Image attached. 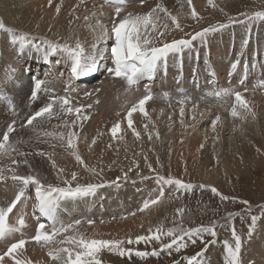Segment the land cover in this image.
<instances>
[{
	"label": "rangeland",
	"instance_id": "1",
	"mask_svg": "<svg viewBox=\"0 0 264 264\" xmlns=\"http://www.w3.org/2000/svg\"><path fill=\"white\" fill-rule=\"evenodd\" d=\"M102 1L103 0H91L89 9H86V11L83 14L82 19H81L83 22L82 24H83L84 28L91 30V33L95 32L97 25H99L100 21L102 22V20H101L102 17H103L102 19H104L106 21V26H104V34H103L105 36H104L103 40L106 39L109 41L107 43L101 44V46L99 48V52L97 53L98 57H97V61H96V66H99V67H101L104 62L110 66L113 64V61L111 59L110 49L114 44L113 38L111 39V36H112L111 30H112L114 24L118 23L120 20H122L125 16H127L131 12H132L131 14L136 15V13H135L136 10L134 11L133 9L134 8H140V7H141V9H143L145 6H147V4L149 5L151 0H145L144 3H141L140 0H138L136 2H132L128 7H126V9L124 8L125 10L123 9L120 11L119 16L116 15V10L110 9L112 11L111 12L109 9H107L108 6H106V9L104 7H102L103 6ZM207 1L208 0H192V6H189L187 3V4H184V7H182V5H179V6L172 8L170 11H171V14L176 16L178 21L181 22V18H183V17L178 16V15H180V13H182L184 11H186V12L191 11L192 12V8L194 7L195 10H197L198 17H199V15L201 14L199 11V9H200L199 3L202 4V2H207ZM240 3H241V5H239ZM252 3L253 4L256 3L255 4L256 8H254V5ZM262 4H264V0L262 2L261 1L257 2V0H240L239 3L232 2V3L228 4V7H225V6L223 7V2L216 0L215 4H214L215 8L213 10V17L217 18L218 22H223V24H228L230 19L240 20L242 22L241 23H232L229 27H226L220 31L210 33L207 36L205 43H201L200 40L193 41L192 50L185 49V51L183 53V56H184L183 61L188 63L189 64L188 66H194L195 68L197 67L199 70H203L204 68L211 69L212 65L215 67H218V66L221 67L222 65H229L228 66L229 68L220 70V72L223 73L222 76L225 77L223 80H226V83H227L228 79H232V78H228L230 76L229 73H231V71L233 73L234 70L237 71V73H235L236 71H234L235 74L233 73V75H232V77H234V78L231 81L232 84H230L231 87H229V88L233 89L234 91H240V89H255V90L259 91L260 94L263 95L264 94V87H261L260 84L262 81H264V31H262V28H264V21L257 20V21H254V22L249 24L246 17L240 15L241 13H249L250 14V13L259 11L258 9H260V8H261V10L263 9L262 11H264V6L262 7ZM157 5L158 4H156V6L152 5L153 6L152 8H156ZM231 7H232V9L234 8L235 11H234V9L233 10L230 9ZM152 8H150L149 10L143 9L142 11H143V13L145 11H147L144 13V14H147L148 12L151 11ZM224 8H226L227 10ZM100 9L103 10L101 12L102 14L98 12V11H100ZM70 10L71 9H69L68 12H70ZM0 11H1V7H0ZM96 13H97V16L95 19H93V17H90V15L91 16L96 15ZM159 15H160V13H159ZM229 17H231V18H229ZM161 18H162V16H161ZM162 19H164V18H162ZM194 21H197V20H194ZM169 25H170V27H169L168 32H172V31L177 32L176 30L179 31V29H176L172 24H169ZM212 25H210V26H212ZM23 27L21 26L20 28H23ZM245 30H246V32H245ZM240 31H244V34L240 33L241 36H239V38L234 40L233 34H235V35L239 34ZM182 32H184V31H182ZM17 34L18 35L22 34V31H18ZM193 34H195V32L190 34L187 38H190V36ZM220 36H221V38H220ZM2 37H0V55L2 54L0 57L2 60L4 59L3 61H5V62L1 63L0 69L4 73L3 75H5V76H0V93H2V94L4 93V95H6V94L10 95L9 90L7 91L8 84H10V85L13 84L14 87L17 86L16 88H18L19 86H23L25 84L23 78L17 77V75H16L17 71L12 72V70H11L12 68H10V66H13V68H14V62L17 60V58L20 55H23L24 53L36 52V51L35 50L28 51L26 49L21 54L19 52L18 45H13L11 43V38L9 37V35H6L5 38H2ZM33 37L38 38L35 40V43H37V44L41 43L43 40L36 35H34ZM187 38H185V39H187ZM248 38H249V40H248ZM178 39H182V38H178ZM216 40H218V41H216ZM245 40L248 41L247 45L244 44ZM219 41L222 42V44L220 45V46H223L222 49L219 45H217V43ZM207 44L210 46L209 48H211L210 51H204L205 50L204 47ZM2 45L3 46L6 45L7 49H4V51H2V49H3ZM83 48H84L85 54H86V44L83 45ZM107 52H109V53H107ZM196 52H198L197 56H196ZM39 53H41V52H39ZM104 53H107V55L104 58V62L100 63V60L102 58L100 56ZM97 54L95 56H97ZM56 55L57 54L52 55L54 68L48 64H44L41 66L37 65L35 63L33 66H32V64H30L29 67H27V68H29V70L27 71V73L25 72V76H26V78L35 77L34 80L37 78L44 80L45 83L42 87H44L45 91L50 90L53 87V85L56 86L58 84V86L60 88L57 87V91L54 94V98L68 97L71 101V106L73 108H76L75 106L78 107V101L83 102V103L87 102L88 104L92 105V107L90 108L89 111L92 110L93 115L91 113H88L89 111H87L88 118H87V122L85 125L86 128L84 129V133L81 137L82 140L80 141V142H83L85 144H83V146L81 147L82 151L80 153L84 157H86L90 154V155H96V157L99 156V158H105L109 155V152H108L109 147L113 146V144L117 140H120L122 138V136L130 135L133 132L131 130L132 128L130 129L128 127V124L127 125L124 124V125H126V126H124V125H122L123 124L122 122H123L124 118L127 116V114H125V113H128V111L133 106H138L139 100H137V99L141 97V94H138V95L130 94V93H134V92L128 91L127 88H124V86L121 85L122 83L117 84V86H119V87H116L113 84L116 81H114L112 77H110L109 80L106 79L110 73L107 69L106 74H104V75H107V77H105L103 74H101V75L98 74L96 79L94 78L95 80L94 79H93L94 81L92 80V83L97 84L99 86V88L101 86L99 84L106 82V84H107L106 90H104V89L102 90V88H103L102 87L99 89V91L94 92V94H92V95H84L85 94L84 93L85 88L88 87V85L86 83L83 84L84 78L82 79L83 81L81 80V82H82V85H81V82L77 81L78 79L76 77H74L73 74L71 73V68H66V67H64L63 64L60 63V60H61L60 58H62L64 53H60L57 56ZM225 56H227V57H225ZM169 57H168V61H169L168 63L175 65L178 62V66H179V62L181 59V57H179V55H177L175 59L173 58V54H169ZM178 57L180 58L179 61H178ZM194 57L197 58V61H194V63H193ZM246 58L249 59V62L251 64V67L249 66V68L251 70L254 68L255 70H252V71L256 72L257 75L256 74H255L256 76L254 74L252 76L249 75L248 76L249 80H245V81L242 80L245 83H240L241 78H237L236 75L238 74V70L241 71V68L243 67V66H241V64L244 63V60ZM237 60H239V62H240L239 65L237 66L238 69H237V67H235V68L232 67L233 63ZM259 64H261V65H259ZM108 65H107V68H108ZM112 66H114V64ZM172 68H173V70L170 71V73H173L175 71L176 66H172ZM204 72H206V71H204ZM249 72H251V71H249ZM112 76H113V74H112ZM46 79H48V80H46ZM16 80H18V82H16ZM154 80H160V79L159 78L153 79V80L151 79L149 81H154ZM118 81H120V80H118ZM142 81H144V80H142ZM149 81H146L144 83L142 82L143 84L141 83L140 86H141L142 90H140L139 93L143 92V97L145 96V93H146V95L151 93V95L153 97L151 99L152 101H153V99L155 100V99L159 98V99H157V102H155V104H156L155 107L158 108V111H159V108H161L159 111V114L161 115V116L159 115L160 119H159V117L156 118V120H158V122L161 123V126H162L160 133L163 136L169 135V131H170L169 129L172 126L175 128V130L179 136L178 142H176L173 145V147L171 148L170 156L168 155L169 151H167L165 153L160 151L159 153L154 154L155 158H153L152 169H154L155 172H153L149 169V167H148L149 164L148 165L146 163L141 164L140 162H139L140 163L139 164L137 162L138 161L137 159L136 160L134 159L135 160L134 164H133V162H131V163L128 162V164H122V163H115L114 164V163L110 162L109 160H108L109 162L96 163L97 165H94L93 167L95 168V171H96V173L94 174V175H96L94 177V179H98L97 182H94V179H93V181L90 179V177L85 172L84 166L79 164L77 161H76L77 166L73 169H69L68 166L67 167L66 166L60 167L58 165L59 167H57V168L58 169L63 168L64 172L63 173L57 172L56 177L58 176V178H56V177L53 178L52 179L53 181L52 180H45V181H42V183L51 184L53 186L54 185L55 186H65L63 181L65 179L70 181L71 180V174L73 172H75V173H77V179L78 178L79 179L76 181H72L73 186H75L77 183L83 185V184H88L90 182L91 183H104L105 184V186L99 188L96 191L95 195H93V196H89V197L81 198V199H78L75 201H71V204L70 203H64L62 201V208H61L60 213H59L60 219L62 221H64L66 224L67 223H73L76 220H80L82 226H84V227L89 228V226L94 225L96 227L104 228L105 226L102 227L104 224H108L110 222V220H111V222H114L113 219L116 220L115 218H113L115 216L113 214V210L105 211L104 209H106L107 207H109L110 209L120 208L118 205L116 207L113 204L110 205V203H114L115 201H117V199L115 197H111L112 201H109V199H110L109 197H110V193L112 192V190H111L112 188H121L123 186L128 185V186L132 187V188H130V190H135V188H133L135 185H137V184H139L141 186L146 185V184L149 185V182L152 179H155L156 173H159L160 171H164V173H166L165 174L166 178L171 177L172 176L171 174H173L174 176L178 177L175 179H180L186 183H192L194 185L204 184V185H207L209 187L206 189H203V190H201L199 188H195V189H193L192 192L183 193V194L176 192L173 189H172L173 191L171 190V193H170V190L166 191V189H165V195H166L165 198L167 199L166 200L167 203H166V201L163 202V204H161V209L159 208L157 210V212H155V213H152V212L150 213L149 217L153 222L151 223V225H149L148 230L150 228L155 230V228H157L158 226H161V225L163 226V228L165 230H167L168 228L179 227L181 225L184 228H193V227H197L200 225H209L212 222H219L217 225V228H216L217 236L215 238H212V237L205 235V240L210 241V240L215 239V242H219V244L223 243L222 245H225V241H227L229 243L233 242V237H232L231 230H230V224L234 223L238 234H240L242 237L241 257L246 258L244 250H245V246L247 244V241L249 240L248 231H249V225L251 223V219H250V215L248 213V205L241 203V201H248L249 202V204L251 205V215L260 216L261 206H264V153L259 151L261 153H260V156H258V158H257L256 164L251 163V162H249V160H247V162L245 164H242L239 167V168H244L242 171L237 172V173L231 172L230 174H228V176L224 177V180L222 178H220L219 180H217V179L213 180L211 178V176H214L213 172L218 167H222L224 165V160H225L224 156L227 155V154H225L227 151L225 150L224 151L225 153H222L220 150H217L216 148L209 150L210 152H208V153L210 155H212L211 159L209 161L205 162L204 157H202V160L199 163L202 166V169L200 171L196 172L192 168V164L194 162H192V160H191V157H192L191 150H189V151L183 150L182 151V150H179V146H180L181 139H183V137H184L183 130H182L184 125H182V124L183 123L185 124L187 122L188 124L192 125L198 117L197 114L194 116V118H192L190 116V112H191L190 109L191 108H196L197 106H200V108H203V111L206 112V110L209 109V110H211L210 112L214 113L213 117H211V119L207 122L206 125H199L200 129L197 131L199 133V136L202 139L207 140L206 144L210 141L212 142V135L211 134L212 133L215 134V132H213V130H210L211 125H212L215 117H217L219 115L225 116V117H223V121L225 122V129L226 130L224 132V138L223 139L225 140L226 146L227 145L231 146L230 144L233 143L232 141H235V139L237 137H241L243 135L242 134L243 130L244 131L248 130L249 127H251V124L253 122V115L252 114L248 115L247 118L244 120L239 118L238 116L234 117L237 122L235 125H234L235 122L232 124V126H230L231 124L229 125L230 127L236 126L235 128L232 129L226 125V120L231 121L233 118V116H231L230 112H231L232 106L235 104L234 97H229V98H227L226 101L220 100V99H217L215 97L208 95V93L211 92L212 90H204V91H199V92L189 91L188 94H186L184 97H179V95H177L172 89H169V88H171V85L164 88L167 90H163L162 89L163 86L161 88V86L158 84V81H154V83H153V85H155L154 89L151 92H148L146 90V88L149 87V83H152ZM92 83L90 84L91 86H93ZM186 84L189 85V83H186ZM32 89H33V87H30L28 89V92H29L28 96H30V97H31V94L33 92ZM69 89H71L72 92H70ZM221 89H224V87ZM258 89H260V90H258ZM30 91H32V92L30 93ZM98 93H99L100 97H99ZM88 94H90V93H88ZM49 95L43 97V99H44L43 105L48 103L49 100L53 97V96L51 97V95L49 97ZM79 95H80V97H79ZM97 97H98V99H97ZM230 98H231V102L229 101ZM28 99H30V98H28ZM28 99L25 98L24 103H26V101ZM89 99H90V101H89ZM75 101H76V105H75ZM109 101H111V102L113 101V102L111 103ZM161 101H162V104H161ZM169 101L170 102L173 101V102L170 103ZM181 101H183V103L185 104V106L183 107L184 111L186 110V112H187V113L185 112V116H183L184 121H182L183 117L181 116V113H180L181 107H179L180 106L179 104ZM261 101H262L261 102V104H262L261 110H263V108H264V105H263L264 104V97L261 98ZM89 102H91V103H89ZM149 102H151V101L150 100L147 101L146 104H148ZM158 102H160V103H158ZM165 102H166V104H165ZM107 104L109 105L108 107H107ZM115 104H117V105H115ZM118 104H121V105H118ZM126 105H129L130 107L126 106ZM226 105L229 107L230 110L228 112L229 114L224 115L223 113H225V112H219V111H221L219 108H222ZM112 106H114L113 109H112ZM117 106H119V107H117ZM121 106H122V108H121ZM124 107H125V109H123ZM104 108H106V110ZM116 108H117V110H116ZM128 108H129V110H128ZM214 108H216L219 111H214L213 110ZM3 109H4L3 108V99H0V112L1 113L5 112V110H3ZM204 109H206V110H204ZM94 110H96V111H94ZM126 110H128V111H126ZM188 110H189V112H188ZM243 110H244L243 108H240V110H238V111L242 112ZM171 111H174V112L172 113ZM168 112L171 113L172 115L171 114L169 115ZM122 113L125 115H122ZM140 113L141 112H139L138 107H137V111L133 113L132 118H134V116H136ZM65 114H64V116H67V117H65V118L62 117L61 121L59 118V119H56L52 122V125L50 126L49 132L50 133L53 132V134H55V135L48 136L50 139V142L46 141V139L37 138V139H34L33 142L31 144H29V146H27V147H25V145H24V147H23V145H19L20 151L24 152V153H28L29 155H27V158H35V157L41 158L39 153H41V152L45 153L46 146H48V144L53 148V150L57 151L58 148L56 147V144L58 142L62 141V139L58 137L57 131L60 130V128H61V132L64 131L63 132L64 138L67 139V137L69 135V133L67 132V129H68V127L71 128L70 126H71V123L74 119L73 116L74 115L76 116V114L74 112L72 114H67V113H65ZM103 115L110 117L109 120H107V124L110 123V125H111V126H109L110 131H111L112 127L117 123L120 124V130L121 131L119 130L117 132L118 135L116 134V136H113L112 133L110 134V132L109 133L107 132L106 140H108L110 145L108 143H105L101 138H99V137L96 138V136H95L96 143L93 145L92 144L93 139L89 140V138H91L90 137L91 124H92V122H94L95 118L97 119L98 117H101ZM92 116H93V119H91ZM175 116H177L178 118H176ZM23 117H22V119H23ZM144 117H146V116H144ZM126 119L127 118H125L124 122L126 121ZM179 119H181L182 123L180 122ZM144 120H145V118H144ZM241 120H242V123L240 124ZM57 121L59 123H57ZM133 121L135 122L136 119H133ZM141 122H139L140 123V125H139L140 131H141L140 137L137 138L136 135L134 133H132L134 138L131 140L128 139L122 143V144H124V149H129V150H132L136 153H140L142 147L145 146L144 143H145L147 132L153 128V124L151 123L152 121L149 118H146L147 124H146V122L144 123L147 126L146 128L144 127L145 125H142ZM16 123H17V126H21V124H23V122L20 121L19 119H16ZM229 123H232V122H229ZM25 124H26V122H25ZM168 124H169V126H168ZM6 126L7 125L2 126V128L4 130H2V132H0V134H2L5 131ZM26 126H28V125H26ZM59 126H60V128H59ZM122 126H123V128H122ZM63 127H65V128H63ZM145 129L148 131H146ZM120 132H121V134H119ZM67 148H65L66 149L65 152L68 154H73V150L69 147H67ZM120 150H121V148H120ZM115 152H118V151H115ZM46 153H47V151H46ZM60 153H59V156H60ZM13 156L14 157H12L11 159L5 157L4 158L5 162L3 161L4 163L0 164V166L6 167V168H10L11 166H16V167L21 166V168H18V170L19 169H21V170H19V171L17 170V174L18 175H30L31 172H28L26 170H22L23 169L22 163H20L19 165H13V163H12L13 159L19 160L17 158L16 154H14ZM33 156H35V157H33ZM42 156H44V155H42ZM22 158H24V157H22ZM137 163L139 165V168L136 167ZM240 163H242V159L240 160ZM87 164L89 165V163H87ZM144 164L146 165V167H144ZM129 169H131V171H129ZM34 173L39 174L40 169L35 171ZM124 173H127V180L124 179ZM148 173H149V175H147ZM203 175H205L207 178L204 179ZM147 176H150V179L149 178H147V180L142 179V177H147ZM117 178H120V179L117 181ZM113 181H117V183H110ZM154 182H153V184L157 185L155 180H154ZM7 186L12 187L13 189H15L17 191L19 189L18 192L23 191V189L25 188V187H22L23 184L21 182L14 181L11 179V176L10 177L8 176L5 180L0 181V195L3 191V189L5 187L7 188ZM211 187H215L219 190V192L223 193L226 196L233 197L235 199L223 201L220 199V197L214 195L210 191ZM151 188H152L151 190L153 192L155 190V187L151 186ZM7 190H8V188H7ZM29 192L31 194V200L29 201V204L32 205L33 206L32 209L35 210L37 207V202H36V197H35L34 186H31L29 188ZM101 192H103V195ZM166 192H169V193H166ZM98 193H101L102 198L99 197V195H97ZM10 196H13V195L10 193ZM90 197H91V199H90ZM94 197H97V198L93 199ZM139 204L140 203H137L134 207L138 206ZM179 208L184 209V214H183L182 218L177 213V209H179ZM135 210L136 209H134V211L129 212V214L135 212ZM36 213H38V212H36ZM108 213H111V214L109 215ZM230 213L231 214H238V215H235L234 221H228L225 219ZM126 215H128V213L123 215V218ZM39 218L43 219L44 217L39 214ZM89 220L94 221V223L91 225L88 224ZM263 220H264V216H260V219L257 221L254 233L264 225L263 223L260 224ZM41 222H43V221H41ZM116 222H118V224ZM121 222H120V220L115 221L114 222L115 224H113L111 226H114V227L119 226V223H121ZM43 223H45V225H46V230L50 231L51 230V222L45 221ZM31 225H32V222H31ZM80 225H78L77 227H79ZM219 225H223V226L221 227ZM36 226H37V224H36ZM115 229L118 230V228H116V227H115ZM148 230L144 231V233L138 232L135 235H134V233L121 234L119 236L120 238L117 237V235H119V233L116 232V234L115 235L112 234L113 237H110V238L109 237H105V238L91 237V239L127 241L129 238L135 239L139 235H149ZM141 231H143V230H141ZM72 232L73 231H70L69 233H65L63 236L57 237L56 240L57 241L62 240L66 236L72 235ZM86 235H88V234H85V236ZM121 236H123V237H121ZM162 242L168 243V242H170V238L165 237V238H163ZM27 243H29V242H27ZM32 243L36 244L38 246V248H43L45 250H47L49 248L45 254L47 256H49L48 255L49 250H53L56 247L59 248L61 246H65V245H60L59 243H55V242L53 244H50V245H45L44 242H42V241L41 242L32 241ZM211 244H209V245H211ZM123 247L133 249V254H132L131 258H129L128 256L122 257L117 252L110 251L109 249L104 248L98 253V259L101 261V264H116V263H120V264H174L175 261H180L181 264H187V261L184 259V257H190L193 255H196L197 253H200L204 249V244L201 243L199 241V239H197L196 244L193 245L189 241L188 246L186 248L182 249L180 252H176L175 249L173 248L171 255H168L167 252L162 251L159 257L148 256V257H144V258L137 257L135 255V251H149L150 252L153 250V248L159 249V247H160L159 243L153 242V243H150L147 245H145L144 243L131 244V245L125 243L123 245ZM207 250H208V248H207ZM207 250L204 252L203 257L207 256V258H209V255H206ZM13 255H14V253H13ZM14 256H16V255H14ZM219 257L223 261L222 264H226L227 259L224 261V258H222L221 255ZM204 258H206V257H204ZM9 259H10V257H5L3 264H7V261ZM217 264H220V262Z\"/></svg>",
	"mask_w": 264,
	"mask_h": 264
},
{
	"label": "bare ground",
	"instance_id": "2",
	"mask_svg": "<svg viewBox=\"0 0 264 264\" xmlns=\"http://www.w3.org/2000/svg\"><path fill=\"white\" fill-rule=\"evenodd\" d=\"M215 1L216 0H213V4H215ZM219 1L223 2V7L224 6L228 7V4H230L232 2L239 3L240 0H219ZM260 1L262 2L263 0H257V2H260ZM90 3H91V0H51V3L49 2V0H0V7H1L0 20H3L6 27L12 28L17 32L22 31V34H26L30 37H33L34 35H36L43 40H48V41H51L54 43H59L61 45L68 44V45L73 46V47H75L77 42H79L82 46L86 44V55H96L99 52V48H100L101 44L107 43L109 40H106V39L103 40L104 36H105V35H103L104 34V26H106V21L104 19H102L103 17L101 18L102 22L100 21L99 25L96 24L97 27L95 29V32L92 31L93 33H91V30L84 28V26L82 24L83 22L81 19H82L83 14L85 13L86 9H89ZM156 4L163 5L165 8H167L168 12L171 13L170 10L176 6L182 5V7H184V4H187V0H151L149 5L147 4V6H145L143 9L149 10L150 8L153 7L152 5L156 6ZM199 4H200L199 5V7H200L199 11L201 14L199 15L198 21H194V19L191 16V11H189V12L184 11V12L180 13V15H178V16L179 17L181 16L183 18H181V22H179V21L178 22L181 24L182 28L184 29L183 30L184 32H182L180 30L179 31L176 30L177 32H175V31L174 32L173 31L168 32L167 38H166L167 42H170L173 39L187 38L193 32L200 31L204 28L209 27L212 24L218 25L220 23H223V22H218L217 18L213 17V10L215 8L213 6V4H209L208 1L202 2V4L201 3H199ZM255 4H253L254 8H256ZM239 5H241V3ZM263 6H264V4H262V7ZM57 8H59V12H57ZM69 9H71L70 12H68ZM143 9H141V7H140V8H134L133 10L134 11L136 10V12H135L136 15H144V13L147 11H145L143 13V11H142ZM224 9H226V8H224ZM230 9H232V7ZM258 10L262 11L263 9L261 10V8H260ZM102 11L103 10L100 9V11H98V12L101 13ZM234 11H235V9H234ZM196 12H197V10H196ZM160 15L162 16V18H164L163 13H160ZM96 16H97V13H96V15H92V16L90 15V17H93V19H95ZM229 18H231V17H229ZM168 23L171 24V21H168ZM21 26L22 27L24 26V27L20 28ZM262 31H264V28H262ZM245 32H246V30H245ZM240 33L244 34V31H240L239 34H236V35L233 34L234 40L239 38V36H241ZM5 34L9 35L8 33L0 32V37L3 36L2 38H5L6 37ZM112 38L113 37L111 36V39ZM220 38H221V36H220ZM248 40H249V38H248ZM216 41H218V40H216ZM221 44H222L221 41H219L217 43V45H219V46ZM209 47L210 46L207 44L204 47L205 48L204 51H210L211 48H209ZM220 47H221V49L223 48V46H220ZM4 49H7L6 45L3 46L2 51H4ZM107 53H109V52H107ZM107 53H104L100 56L103 58V59L101 58L100 63L104 62V58L106 57ZM58 54H60V53L58 52L57 55ZM197 55H198V52H196V56ZM96 57H98V54ZM225 57H227V56H225ZM60 59H61L60 63L63 64L64 67L71 68V60H70V56L68 53H64V55ZM3 60L0 57V65L2 62H5ZM183 60H184V56L182 57V61ZM180 61H181V59H180ZM26 62L27 63L31 62L32 66L34 65V62H39L42 65L48 64L54 68L52 55H50L48 60L45 61L42 53H39V52L38 53L37 52L24 53L23 55H20L17 58V60L14 62V68H13V66H10V68H12L11 69L12 72L17 71L16 72L17 77H22L25 84L23 86H19L18 88H16L17 86L14 87L13 84L12 85L8 84L7 91L9 90L11 100L14 101L13 104L15 105V111L13 112L10 110L7 100L3 101V108H4L3 110H5V112L4 113L0 112V132H2V130H4L2 128L3 125L8 126V125H11L13 123V121H15V131L10 134V140L22 139L24 141V143L20 144V145H23V147H24V145H25V147L29 146V144H31L33 142V140L37 139V138L46 139V141L50 142L49 137H45L44 133L49 132L50 126L52 125V122L54 120L60 118V121H61L62 117L63 118L67 117V116H64L65 113L64 114H58L59 118L54 116L50 120H43V123L40 124L39 126H36L35 121L33 122V125H30V126L29 125L25 126V127L17 126L16 119H19L20 121L23 122V124H25L26 119L29 118L31 115H33L40 107L43 106V103H44L43 97L49 95L48 93H45V92H39L37 99L35 101L28 99V98H30V96H28L29 95L28 89L30 87H33V89H34L33 79L35 77L26 78L25 72L27 73V71L29 70V68H27L25 66L27 64ZM180 64H181V62H179V66H180ZM167 66L169 68V63H167ZM173 66H175V65H173ZM228 66L229 65H222L221 67H219V66L215 67L212 65L211 70H214V72H216L215 73L216 76L218 77L217 74L220 73V70L227 69V68H229ZM168 68H167V70H168ZM106 69H107V64H106V68H105V63H104L102 70H100L99 66H96V70L91 72L90 75H92V73H95V72H96V74H98V73L104 74ZM234 71H236V70H234ZM234 71H233V73H234ZM233 73L231 71V74L228 78H232ZM235 73H237V71ZM246 73H248V71L243 72L244 76L247 75ZM3 74L4 73L0 69V76H5ZM96 74L94 77H92L91 80H87V78H86V80H87L86 81L84 78V84L86 83L88 85V87L85 88V92H84L85 94L84 95H88V93H90V95H92V94H94V92L99 91V89L102 87H103L102 90L103 89L106 90V88H107L106 82L99 84V85H101L100 88L97 84L92 83V80L95 77H97ZM171 74L172 73H170L169 71L165 72L163 74H159L156 72V74H155L154 78H152V80L159 78L164 85H167L171 82L169 80ZM46 80H48V79H46ZM142 80L145 81V80H151V79L145 77V79L141 78V79H139V81L137 80L135 83L143 82ZM16 82H18V80H16ZM91 83L93 84V86L90 85ZM57 87H59L58 84L56 86L53 85L54 92L57 91ZM33 89H32V91H34ZM69 90H70V92H72L71 89H69ZM258 90H260V89H258ZM32 91H30V93ZM239 92L242 94V97L247 101L248 108L252 110L251 113H254L253 122L251 121L252 124H251V127H249V129L247 128L248 130L242 131L243 135L241 137H237L235 139V141H232L233 143L230 144L231 146H228V145L226 146L225 140L223 139L224 138V132L226 130L225 129V122L223 121V117H225V116H223V115H219L220 119H219V121H216L215 128H213V123H212L210 130H213V132H215V134H213V133L211 134L212 135V142L210 141L207 144H206L207 140L202 139L199 136V133L197 131L200 129L199 125H206L207 122L211 119V117H213L214 113L210 112L211 110L204 109V110H206V112H205V111H203V108H200V106H197L196 108H191L190 109L191 110L190 116L192 118H194V116L197 114L198 115L197 119L194 121V123L192 125L188 124L187 122L185 124L184 123L182 124V125H184V127L182 128L184 137L180 141L179 150H182V151L183 150H187V151L191 150V153H192L191 160H192V162H194L192 164V168L196 172H198L202 169V166L199 164L202 160V157H204L205 162H207L211 159L212 155H210L208 153V152H210L209 150L216 148L217 150H220L222 153H225L224 152L225 150L227 151L225 153L227 155L224 156L225 157L224 165L222 167H218L213 172L214 176H211V178L213 180H215V179L219 180L220 178H222L224 180V177L228 176V174H230L231 172L237 173V172L242 171L244 168H239V167L242 164H245L247 162V160H249V162H251V163L256 164L257 158H258V156H260V153L261 152L264 153V108H263V110H261L262 109L261 108V105H262L261 104V102H262L261 98L264 97V94L263 95L260 94L259 91L255 90V89H240ZM98 95H99V93H98ZM49 97H50V95H49ZM79 97H80V95H79ZM99 97H100V95H99ZM25 98L28 99L26 101V103H24ZM90 99H89V101H90ZM97 99H98V97H97ZM157 99H159V98H157ZM157 99H155V100L153 99V101L150 100L151 102H149L148 104H145V110L148 113V115L146 117H144L145 115L143 113H140V114L134 116V118H132V120L136 119L135 122L133 121L132 129L130 128L132 131L134 128L137 132L140 133L141 131H140V126H139L140 123L139 122L142 121L141 122L142 125H145L144 123L146 122V118H149L152 121L151 123L153 124V128L151 130L148 131L145 129L148 132H147L145 143H144L145 146L142 147L140 153H136V152L129 150V149H124V144H122L124 141H126L128 139L131 140L134 138V136L132 134L134 132H132L130 135L122 136V138L120 140H117L113 144V146L109 147L108 148L109 149L108 150L109 155L107 157L99 158V156L96 157V155H90V154L88 156L84 157L80 152L82 151L81 147L85 143L80 142V141L82 140L81 137L84 133V129L86 128L85 125H86L87 119H83L82 121H77L76 127L74 129H73L72 123H71V126H70L71 128L68 127L67 132L70 134L72 131H76L77 137H78V139L76 140V151L83 158L85 164L89 163V165L87 164L88 167L95 169L93 166L97 165L96 163H104V162L110 161L114 164L115 163L128 164V162L129 163L133 162V164H134V161L137 159L138 163L139 162L141 164L146 163L147 165L151 164V166L153 167V158H155V155H154L155 153L157 154L160 151L165 153V152L169 151L168 155L170 156L171 148L173 147V145L176 142H178L179 136H178L175 128L172 126L169 129L170 130L169 135L163 136L160 133L162 126H161V123H159L158 120H156V118L159 117V115H160L159 111L161 108H159V111H158V108L155 107L156 106L155 102H157ZM229 101L231 102V99ZM109 102H111V101H109ZM171 102H173V101H171ZM89 103H91V102H89ZM158 103H160V102H158ZM161 104H162V101H161ZM165 104H166V102H165ZM75 105H76V101H75ZM87 105H90V104H88L87 102L83 103V102L78 101V107L84 106V107H81V111L84 115H86L88 117L87 111H89L90 108H87L86 107ZM115 105H117V104H115ZM118 105H121V104H118ZM179 105H180L179 107L185 106V104L181 103V102ZM108 106L109 105L107 104V107ZM114 106H112V109L114 108ZM126 106H129V105H126ZM75 107H77V106H75ZM117 107H119V106H117ZM121 108H122V106H121ZM104 109L106 110V108H104ZM123 109H125V107ZM219 109L221 111L217 110L216 108H214L213 110L219 111V112H225V113H223L224 115L229 114L228 112L230 109L227 105L222 107V108H219ZM116 110H117V108H116ZM128 110H129V108H128ZM128 110H126V111H128ZM237 110H240L239 106L237 107ZM53 111H55V109ZM94 111H96V110H94ZM92 112L93 111L91 110L88 113H91L93 115ZM171 112L173 113L174 111H171ZM185 112H186V110L184 111L183 116H185ZM188 112H189V110H188ZM244 112H245V109L241 113H244ZM123 113H122V115L127 114V113H125V114H123ZM170 114L171 113H169V115ZM248 115H250V114H248ZM22 117H23V119H22ZM73 117H74L73 120L77 119L75 115ZM175 117L178 118L177 116H175ZM109 118L110 117L105 116V115L98 117L97 119L95 118L94 122H92V124H91V129H90L91 130L90 131V137L91 138H89V140L95 139V136H96V138L99 137L105 143L109 144L108 140H106L107 132L108 133L110 132V134L112 133L109 130V126H111L110 123L107 124V120H109ZM125 118H127V116ZM125 118H124V120H125ZM144 118H145V120H144ZM41 119H43V118H41ZM91 119H93V116L91 117ZM159 119H160V117H159ZM124 120L122 122L123 123L122 125H124V124L127 125V119L125 122H124ZM179 120L181 122V119H179ZM215 120H216V117L214 118V121ZM182 121H184V117L182 118ZM229 122H232V123H229ZM236 122L237 121L233 117L231 121L226 120V125L228 127H230V126H232L233 123L235 125ZM57 123H59V122L57 121ZM241 123H242V120H241L240 124ZM146 124H147V122H146ZM126 125H124V126H126ZM7 126H6V128H7ZM168 126H169V124H168ZM235 127L233 126L230 128L233 129ZM6 128H5V130H6ZM59 128H60V126H59ZM63 128H65V127H63ZM122 128H123V126H122ZM63 132L64 131L61 132V128H60V130L57 131V135L60 133H63ZM157 133L159 134L158 138H157ZM119 134H121V132ZM149 134L152 135L151 140L149 139ZM140 135H141V133H140ZM63 136H64V134H63ZM58 137H59V135H58ZM201 145H203V148H201ZM17 147H19V145H17ZM56 147L58 148L57 149L58 152L56 150H53V148L48 144V146H46L47 153L45 151L44 156L40 155L41 158H38L35 156H33L35 158H27V157L22 158L21 156L16 155L17 158L19 159L18 161H23L25 158L28 161L27 164L21 162L23 165L22 170H26L28 172H31L30 175H36L37 174L36 176H38V178L41 181H45V180H52L53 178L56 177L57 172H58L57 167H59V166L60 167H62V166L67 167L68 166L69 169L75 168L77 166L75 156L73 154H68L65 152V150H66L65 148H67V139L63 138L61 142H58L56 144ZM120 148H121V150H120ZM115 151H118V152H115ZM259 151H261V152H259ZM59 153H60V156H59ZM145 157H147V160H145ZM241 159H242V163H240ZM3 161H4V159L0 160V164L5 162V161L4 162ZM53 161H55V166L53 165ZM12 167H14L16 169V173H17L18 168H21V166H19V167L18 166L17 167L11 166L10 168H12ZM144 167H146L145 164H144ZM4 168H6V167H4ZM39 169H40L39 174L34 173L35 171H37ZM19 170H21V169H19ZM85 172L90 177V179L93 181L94 177L96 176V175H94L96 173V171L90 172L85 168ZM159 174L165 176L166 173H164V171H160ZM147 175H149V173ZM171 175H172L171 176L172 178H178V177L174 176L173 174H171ZM6 176L10 177L11 175L6 173ZM147 177H149V179H150V176H147ZM56 178H58V176ZM203 178L205 179L207 177L205 175H203ZM97 180L98 179H94V182H97ZM154 180L155 179H152L149 182V185H147V184L142 185V186L139 184L135 185L133 187V188H135V190H130V188H132V187L128 186V185L123 186L121 188H112L111 189L112 192L110 193V197H109L110 199L109 198L108 199H109V201H112L111 197H115L117 199V201H115L114 203H110V205L113 204L115 207L118 205L120 208L110 209L109 207H107L104 210L105 211L113 210V214L115 215L113 218L116 219V220L113 219L114 222L118 221V220H120V222L122 221L121 223H119V226H115L116 228H118L119 231L117 229H115L114 226H111L115 223L111 222V220H110V222L108 224H104L102 226V227L105 226L104 228L96 227L94 225L89 226V228H87V227L82 226V224H81L79 227H77L75 230H73L72 235H76L77 233H82V234L84 233V235L88 234V235H86V237L91 239V237H96V238L109 237L110 238V237H113L112 234L115 235L116 232L119 233V235H117V237H119L121 234L134 233V235H135L138 232L144 233V231L148 230L149 225H151V223L153 222L149 217L150 213L151 212L155 213V212H157V210L159 208L161 209V204H163V202H165L167 200L165 198L166 195H164L163 199L159 203H157L156 205H151L149 207V209H146L144 211L139 210L143 207V203L146 200L155 199L157 197L158 192H159V185L158 184L154 185L153 184ZM151 186L155 187V190L153 192L151 190L152 189ZM173 187L174 186H171V187L166 186L165 189H166V191L170 190V193H171V190L172 189L174 190ZM7 188H8V190H7ZM7 188L5 187L3 189L1 195H0V205H3L5 202L10 201L12 199V197H15L19 191V189L17 191V190H15L9 186H7ZM10 193L13 196H10ZM101 193L103 195V192H101ZM101 193H98L97 195H99V197H101ZM166 193H169V192H166ZM95 198H97V197H94L93 199H95ZM90 199H91V197H90ZM63 202L71 204V200L63 201ZM137 203H140V204L138 206L134 207ZM166 203H167V201H166ZM20 207L27 208V207H29V204L26 201H22ZM134 209H136L135 212H133V213H135V215H132V213L129 214V212L134 211ZM126 213H128V215H126L123 218V215H125ZM108 214L110 215L111 213H108ZM116 223L118 224V222H116ZM262 223L264 224V220L260 224H262ZM141 230H143V231H141ZM121 237H123V236H121ZM222 244H219V242H215V243H212L211 245H209L208 250H207V254H206V255H209V258H207V256H204L206 258L203 257V260L206 261V264H217L219 262H220V264H222L223 261L220 259V257H219L220 255L222 256V258H224V261L227 259V255H226L227 250H226L225 245H222ZM65 247H71V246L65 245ZM47 250H45L43 248H38V246L32 242H29V243L26 242L22 249H17L16 252H14V255L17 256V257L15 256L17 259L19 258L21 260H26V261L30 262V264H54L51 257L45 255ZM244 251H245V255H246V258L242 257L244 264H264V225L261 228H259L255 233H253L251 238L247 241V244L245 246ZM7 264H14V262L10 258L7 261ZM116 264H120V263H116Z\"/></svg>",
	"mask_w": 264,
	"mask_h": 264
},
{
	"label": "snow or ice",
	"instance_id": "3",
	"mask_svg": "<svg viewBox=\"0 0 264 264\" xmlns=\"http://www.w3.org/2000/svg\"><path fill=\"white\" fill-rule=\"evenodd\" d=\"M51 3V0H49ZM110 3L115 2L116 15L119 16L120 11L125 6V0H109ZM141 3H144L145 0H140ZM209 4H213V0H208ZM189 6H192V0H187ZM215 7V5L213 4ZM59 12V8H57ZM159 13L164 14V19L161 18ZM240 15L245 16L248 23L254 21H264V11H256L253 13H241ZM191 16L194 20L198 21V13L195 8H192ZM180 31H183L181 24L178 22L176 16L168 12L167 8L163 5H157L156 8H153L150 12L144 15H133L129 13L118 23L114 24L112 28V37L114 44L110 49L111 59L114 66L109 68L108 71L112 73L115 77H124L126 78L129 85H134L135 82L141 78L147 77L149 79L154 78L158 68L163 67L165 70L167 68L169 54H173L175 59L177 55L182 57L185 49L192 50L193 41L200 40L201 43L206 42V38L210 33L220 31L226 27H229L232 23H241L240 20L230 19L228 24L220 23L218 25L209 26L200 31L195 32L191 35L190 38L182 39H173L170 42H167V34L169 31V23ZM0 32L8 33L11 38V43L13 45H18L19 52L22 54L26 49L28 51L35 50L36 52H41L45 61L48 60L50 55H55L59 53H68L71 60V73L74 77L79 78L82 76H87L91 72L96 70V61L97 57L95 55H86L83 46L77 42L75 47L68 44H59L54 43L48 40H43L41 43H35L36 37H30L26 34H17L16 31L12 28L6 27L3 20H0ZM247 40L244 41V44H247ZM30 45V46H29ZM239 60L235 61L232 65L233 68L239 65ZM44 80L35 79L34 81V91L31 94L30 99L35 101L37 99L38 93L41 91L42 86L44 85ZM243 83V81H241ZM261 87H264V81L260 84ZM182 91V90H181ZM90 95V94H88ZM167 95V94H166ZM210 96H214L220 100H227L229 97H234L235 104L231 108V115L233 117L239 116L241 119H246L248 114L254 115L251 113V109L248 108L247 101L242 97V94L239 91H234L231 88L219 89L216 91H211L208 93ZM153 97L151 93L145 95L138 102V110L143 113L145 116L148 115L145 110V104L147 101L151 100ZM0 99L7 100L8 106L11 111H15V105L11 102L10 98L6 95L0 93ZM183 103V101H181ZM237 106L245 109L244 113L238 112ZM84 107V106H81ZM81 107L73 108L71 106V101L68 97L64 98H51L48 103L40 107L33 115L26 119V124H21V127L26 125H33L35 121L36 126H39L43 123V120H50L54 116L59 118L58 114H76V120L72 121L73 129L76 127L77 121H82L88 117L84 115L81 111ZM87 108H91L92 105H87ZM55 109V111H53ZM137 111V106H133L127 113V124L129 128L133 127L132 115ZM181 116L184 114V109H180ZM43 118V119H41ZM220 117L217 116L216 120L213 121V128H215L216 121H219ZM147 126L145 125V128ZM120 129V124H115L112 129V135L116 136L117 132ZM15 131V121L9 125L6 130L0 134V160H3L5 157L11 159L14 154L27 157L28 153L21 152L17 145L23 144L22 139L10 140V134ZM133 132L137 138L140 137V133L133 128ZM55 135L50 132H45L44 136ZM59 138L63 139V133L58 134ZM157 133V138H158ZM78 139L76 131H72L67 137V147L73 150V155L75 160L83 165L88 171L95 172V169L89 168L85 164L83 158L76 151V140ZM149 139H152V135L149 134ZM96 143L93 139L92 144ZM203 148V145H201ZM44 155V153H39ZM147 160V157H145ZM27 164L28 161L25 158L23 161H18L13 159V165H19L20 163ZM55 166V161H53ZM136 167L139 168L138 163ZM149 169L155 172L152 169L151 164L148 165ZM131 171V169H129ZM64 169L59 168L58 173H63ZM7 174L11 175V179L14 181L21 182L25 187L34 186L35 197L37 202V207L34 211V214L38 212L47 221L51 222V230H46L45 223L41 222L38 225L36 234L31 237L32 240L36 242H44L45 245H50L59 243L60 245H69L71 247L61 246L50 250L48 255L51 257L54 264H101V261L98 259V253L107 248L110 251L117 252L120 256H128L131 258L133 254V249L125 248L123 245L125 243L131 244H140L144 243L145 245L157 242L159 243V249L153 248L152 251H135L137 257H159L161 252H167L168 255L172 254L173 248L176 252H180L182 249L188 246L190 241L193 245L197 243V239L204 244V249L197 253L196 255L190 257H184L187 261V264H206V261L203 260V254L207 250L209 244L215 243V239L206 241L205 235L215 238L217 236V225L219 222H212L209 225H200L193 228H184L182 225L179 227H172L165 230L163 226H158L153 229H149V235H139L135 239L129 238L127 241L123 240H102V239H89L82 233H77L76 235L66 236L64 239L57 241L56 238L63 236L65 233H69L77 228L81 224L80 220H76L73 223H65L60 219V210L62 208V201H75L81 198L89 197L95 195L96 191L104 187V183H88V184H79L77 183L73 186L72 181L77 180V173L73 172L71 174V180L65 179L63 181L65 186H53L51 184H44L36 175H18L16 169L4 168L0 166V181H3L7 178ZM149 177H142V179H147ZM120 178H117V181ZM124 179L127 180V173H124ZM156 183L159 185V192L155 199L146 200L143 203V207L139 209L144 211L149 209L151 205H156L159 203L165 195L166 186H174V190L181 194L190 193L195 188L201 190L208 188L209 186L200 184L194 185L192 183H186L180 179H175L172 177H165L159 173L155 174ZM113 181L110 183H117ZM210 191L220 197L223 201L234 200L235 198L224 195L219 192L215 187H211ZM26 199L24 191H20L16 194L15 199L10 202L6 208H0V242H5L8 246L6 251L0 253V264H3L5 257H10L14 264H30L26 260L17 259L13 253L17 249H22L26 243V240L23 237L22 229L26 227L24 215L21 214L18 218L17 225L8 226L7 219L8 216L16 209L17 205ZM241 203L248 205V213L250 215L251 223L249 225L248 238L250 239L253 235L257 221L260 219V216H264V206H261L260 216L251 215V205L248 201H241ZM178 215L182 218L184 214V209H177ZM135 215V213H132ZM235 215L238 214H229L225 219L228 221H234ZM94 221L89 220L88 224H93ZM223 226V225H219ZM230 230L233 237V242L229 243L225 241L226 255L227 260L226 264H244L241 251H242V237L238 234L234 223L230 224ZM16 233L21 234V238L15 242H10V238L14 237ZM170 238V242L164 243L163 238ZM187 238V239H186ZM174 264H180V261H175Z\"/></svg>",
	"mask_w": 264,
	"mask_h": 264
}]
</instances>
